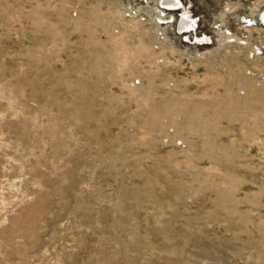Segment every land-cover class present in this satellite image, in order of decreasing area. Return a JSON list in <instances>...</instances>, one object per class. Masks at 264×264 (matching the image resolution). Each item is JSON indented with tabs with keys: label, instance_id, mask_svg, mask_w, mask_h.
Wrapping results in <instances>:
<instances>
[{
	"label": "rangeland",
	"instance_id": "obj_1",
	"mask_svg": "<svg viewBox=\"0 0 264 264\" xmlns=\"http://www.w3.org/2000/svg\"><path fill=\"white\" fill-rule=\"evenodd\" d=\"M0 264H264V0H0Z\"/></svg>",
	"mask_w": 264,
	"mask_h": 264
}]
</instances>
